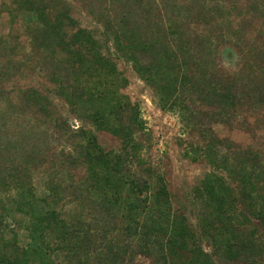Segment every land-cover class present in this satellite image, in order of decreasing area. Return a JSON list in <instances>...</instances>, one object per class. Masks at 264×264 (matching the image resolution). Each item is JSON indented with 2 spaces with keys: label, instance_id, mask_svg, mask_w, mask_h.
Instances as JSON below:
<instances>
[{
  "label": "trees",
  "instance_id": "1",
  "mask_svg": "<svg viewBox=\"0 0 264 264\" xmlns=\"http://www.w3.org/2000/svg\"><path fill=\"white\" fill-rule=\"evenodd\" d=\"M27 3L23 11L33 25L32 49L41 54L55 95L75 117L110 132L121 145L105 150L92 130L63 129L73 135L64 161L84 170L67 195L80 210L64 218L56 208L60 187L52 177L37 194L31 169L44 163L42 152L22 138L21 161L14 152L0 160V264H135L137 256L150 258V264H216L213 254L227 260L263 258L264 159L213 135L199 115L198 107H204L213 122L228 120L246 101H257L261 91L242 52L235 55L215 42L218 36L230 38L228 31H212L220 18L182 15L174 9L182 6L178 2L159 15L143 5H121L113 16H97L102 36L152 88L158 107L175 112L188 133L197 131L184 155L204 159L211 170L194 188L203 207L194 228L174 210L165 178L138 172L142 158L135 133L143 123L136 105L120 92L127 78L105 52L106 44L77 24L70 9ZM232 24L228 20V27ZM222 55L244 61L227 73L219 64ZM17 103L26 129L36 122L57 124L53 100L38 89H21Z\"/></svg>",
  "mask_w": 264,
  "mask_h": 264
},
{
  "label": "rangeland",
  "instance_id": "2",
  "mask_svg": "<svg viewBox=\"0 0 264 264\" xmlns=\"http://www.w3.org/2000/svg\"><path fill=\"white\" fill-rule=\"evenodd\" d=\"M27 1L29 0H0V160L7 159L8 155L14 152L13 157L20 162L22 154L18 143L22 138L29 141V147L40 149V158L44 163L31 169L36 192H42L45 180L52 177L55 185L60 187V199L56 208L64 218H69L80 210L79 203L67 196L69 186L75 185V182L83 177L84 170L64 161L65 152L72 148L73 135L68 136L63 129H69L71 132L79 126H84L95 133L99 144L105 150L117 151L121 144L119 138L110 132L98 130L87 121L75 117L69 106L55 95V87L48 81V73L41 68V54L32 49L33 25L25 20L23 11ZM30 1H33L34 5L42 3L45 7L61 9L62 12L70 9L77 24L93 30L106 44L105 52L113 58L119 71L127 78V83L120 92L136 105L143 123V129L135 133V139L140 145L139 155L142 158V166L138 172L143 175L148 170L165 178L174 210L186 217L192 227H197L203 210L201 201L194 194V188L202 176L211 170L204 159L194 160L184 155L195 142L197 131L188 133L175 112L158 107L152 88L137 75L132 63L113 48L106 36H102L103 27L97 20L100 13L113 16L121 5H125L132 6L133 9L145 6L150 13L159 15L171 9L174 2H178L182 6L174 9H179L182 15L207 14V18H220L219 23L211 26V29L216 30L215 32L220 29L228 31L230 38L217 34L215 42L231 47L235 55L239 51L242 52L244 60H248L247 64L251 66L247 67L256 70L255 83L261 86V91L257 93V101H246L228 120L213 122V119L208 117L210 112L204 107H198L201 110L199 115H203V121L206 122L204 126L209 127L213 135L236 147L258 151L264 159V0ZM228 20L233 23L230 27ZM235 55L233 58L224 55L219 57V64L225 72L235 71L244 61H239V57ZM26 87L36 88L53 100V111L57 115L55 126L36 122L30 129L25 128V122L19 113L21 107L17 103V96L20 90ZM26 117L28 119L31 116L28 114ZM29 134L34 136L31 140ZM64 187L67 188L66 191H62L61 188ZM3 197L7 198L4 194ZM254 224L255 229L260 231L258 222ZM202 244L207 251L212 252L206 240H203ZM212 256L216 264H264V257L227 260L218 254ZM150 262L148 257L135 258V264Z\"/></svg>",
  "mask_w": 264,
  "mask_h": 264
}]
</instances>
